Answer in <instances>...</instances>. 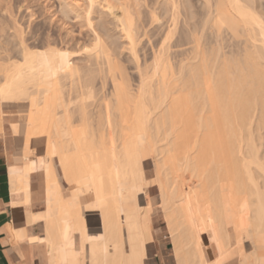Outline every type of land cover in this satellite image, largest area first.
Masks as SVG:
<instances>
[{
    "label": "bare ground",
    "instance_id": "obj_1",
    "mask_svg": "<svg viewBox=\"0 0 264 264\" xmlns=\"http://www.w3.org/2000/svg\"><path fill=\"white\" fill-rule=\"evenodd\" d=\"M87 1L92 10L98 0ZM169 1L173 23L179 1ZM204 4L213 35L245 38L242 57L223 60L194 36L180 53L192 61L162 68L171 24L137 86L96 31L78 51L0 35V113L13 117L0 135L17 138L7 152L12 241L39 244L45 264H146L152 215L163 213L176 264H264L263 1ZM124 12L116 18L138 64ZM150 154L153 179L141 166Z\"/></svg>",
    "mask_w": 264,
    "mask_h": 264
},
{
    "label": "rangeland",
    "instance_id": "obj_2",
    "mask_svg": "<svg viewBox=\"0 0 264 264\" xmlns=\"http://www.w3.org/2000/svg\"><path fill=\"white\" fill-rule=\"evenodd\" d=\"M103 1L98 0L97 3L95 2V5L91 7L92 10L90 9V16L88 15L91 18H89V21L91 22H89L86 12L89 10L87 7V0H0V35L12 39L17 33L22 32V36L29 38L28 42L31 45H34L35 48H42V44L44 45V42L48 39L56 41L57 46L62 49L66 48L69 51H78L81 47H88L93 43L94 32L96 31L107 41L106 43L110 41L108 44H113L114 47L111 44L110 45L115 50V59L119 64L121 63L126 67L130 76L129 78L131 79L130 82L134 86H137L138 84L139 71L143 73H151L152 67L156 62L155 54L159 43L158 41L161 40V36L164 38L163 33L165 34L167 32L165 29H169L170 26L172 30L175 25L173 31L170 32L173 35L169 33L171 38H169L168 41L165 40L168 45L164 42V44L167 45V48L161 60L162 68L169 69L172 68V66L175 68L179 63L186 62L187 59L188 62L191 54L189 55L185 53L189 58L185 57L186 59H183L185 54L182 57L180 56V53L182 50L183 53L184 50L188 53L192 44L190 45V43H187H193L196 39L195 37L201 36L202 37L199 39L197 38L198 41H196L199 42L201 48L204 46V48L207 49L214 45L213 47L216 46L215 48L218 49L219 56L222 54L225 55V58L231 56L227 60L237 58L236 55L238 56V59L242 57L243 53L241 51L244 50L242 48V45L244 44L241 40L245 38L241 39V37H243L241 36L239 38L240 40L236 42L238 37L237 39L236 37L233 38V36H231L232 34H229V31L227 32L226 30H224L225 32L222 31L223 33L221 32L222 35L220 34L219 37L213 35L212 32H210L212 31L211 28L207 27L210 25L209 22H205V20H208V16H206L208 10L207 6L204 4V0H178L177 12H179H176L177 14L175 15L173 23L169 20L171 19L169 18L171 17V15L169 16L171 10L168 7L171 6V3L170 1L167 3L168 0H108L112 5V12L105 7V2L107 0L105 2ZM262 1L264 9V0ZM186 4L190 8L188 6L186 8ZM101 5L103 7H101ZM124 10L126 11L124 12ZM188 11L190 13H187ZM121 12H127L128 16L133 19L135 24L138 38L136 45L138 64L132 59L131 55H129L130 53L126 49V40L121 35L120 25L116 18ZM187 33H189L188 38L187 35H184ZM209 34H211V36ZM190 35H192V38H190ZM212 36L219 41H215ZM189 39H191V41H188ZM200 39L202 40L200 41ZM186 40L188 41L187 43L185 42ZM202 41L204 44L201 43ZM176 43L182 44L177 45ZM45 45L43 47H46ZM194 46L195 43L191 48L193 49ZM204 48V53L207 52L206 54H208V50L205 51ZM203 50L201 49V51ZM209 50L211 51V48ZM235 53L237 54L234 55ZM223 55L220 58L225 60ZM81 56L78 58H81ZM75 60L80 63L82 62L79 59ZM105 87L108 88L109 85L107 84ZM11 119H13V117L11 118L8 114L5 115L0 113V128L3 120ZM261 138V140L260 138H258V140L261 142V150L264 158V138L263 136H261ZM16 139L17 138L12 137L9 133H6L3 136L0 135V145H2L1 150L8 153L13 152L17 141ZM148 156L149 157H143L141 166L148 179H153L155 176L153 163L156 157L159 159V156L155 157L153 154ZM6 161L8 165L9 160L7 157ZM38 185L39 177L34 173L32 175L33 190L38 189ZM90 215L92 214L87 213L88 217H91ZM31 227L35 234L30 232ZM27 229L28 234L33 235L34 237H38L41 233V228H38L37 226H30ZM152 231L153 249L150 244L147 246L146 264H176L171 250L172 243L170 233L166 226L163 213L152 215ZM37 246L38 247H36L35 250L37 261L39 264H45L43 248L39 244H37ZM245 246L247 248L248 243H245Z\"/></svg>",
    "mask_w": 264,
    "mask_h": 264
},
{
    "label": "crops",
    "instance_id": "obj_3",
    "mask_svg": "<svg viewBox=\"0 0 264 264\" xmlns=\"http://www.w3.org/2000/svg\"><path fill=\"white\" fill-rule=\"evenodd\" d=\"M0 145V264H39L36 258L37 244L28 241H12L9 224L12 221L11 192L7 175V152ZM30 228V232L35 234ZM10 232V233H9ZM33 236V235H31ZM34 237V236H33Z\"/></svg>",
    "mask_w": 264,
    "mask_h": 264
}]
</instances>
